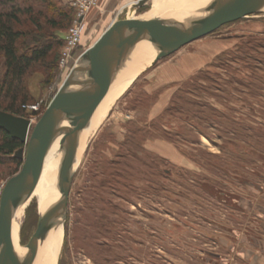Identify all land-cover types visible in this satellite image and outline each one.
Returning a JSON list of instances; mask_svg holds the SVG:
<instances>
[{"label": "rangeland", "instance_id": "1", "mask_svg": "<svg viewBox=\"0 0 264 264\" xmlns=\"http://www.w3.org/2000/svg\"><path fill=\"white\" fill-rule=\"evenodd\" d=\"M138 1L98 0L87 12L73 58L108 26L148 12L150 3L136 6ZM52 2L66 7L70 25L75 10L65 0ZM33 3L49 13L40 0ZM259 14L222 24L168 55L173 62L188 53L212 58L185 80L155 86V70L140 73L108 105L74 169L57 264H246L245 249L260 252L261 264L264 15ZM33 17L41 30L28 17L20 24L29 42L64 35L40 13ZM57 52L24 76L29 101L20 105V115L31 120L29 132L72 66L70 61L61 66V48ZM161 146L185 154L186 165L159 154ZM20 166L1 154L0 182ZM35 202L20 221V257L36 252L35 244L24 247L39 220Z\"/></svg>", "mask_w": 264, "mask_h": 264}, {"label": "water", "instance_id": "2", "mask_svg": "<svg viewBox=\"0 0 264 264\" xmlns=\"http://www.w3.org/2000/svg\"><path fill=\"white\" fill-rule=\"evenodd\" d=\"M145 2L139 0L135 5ZM263 9L264 0H210L181 21L151 18L116 22L77 56L31 132L29 118L0 110V129L25 143L14 151L22 159L19 170L0 182V264H15L16 258L22 259L10 249L9 225L38 167L55 143L60 157L58 195L39 214L37 227L24 247L29 250L37 242L41 221L45 229L54 227L60 218L65 224L80 135L100 95L126 67L135 65L142 73L184 44ZM143 43L148 44L150 52L138 50Z\"/></svg>", "mask_w": 264, "mask_h": 264}, {"label": "bare ground", "instance_id": "3", "mask_svg": "<svg viewBox=\"0 0 264 264\" xmlns=\"http://www.w3.org/2000/svg\"><path fill=\"white\" fill-rule=\"evenodd\" d=\"M208 1L210 0H162V2L161 0H146L145 3H150L151 8L148 12L143 14L140 19L161 18L181 21L188 16L195 14ZM257 13H261L259 15H264V9ZM138 50L150 52V47L148 44L143 43L138 46ZM138 74H140L139 67L135 65L126 67L125 70L116 77L100 95L94 106L89 123L80 135L74 168L77 166L81 158L88 138L104 120L108 111V105L117 97H120L129 88ZM56 145L57 144L55 143L52 146L45 159L38 167L30 185L12 216L8 229V239L11 251L16 252L17 254L19 253L18 233L20 221L32 199L36 201L37 214L39 215L58 195L56 180L60 167V157L56 152ZM41 224L42 228L38 233L39 236L35 243L36 252L32 256L22 257L23 260L16 258L15 264H57V256L63 237V220L60 218L58 223L50 229H45V227H43V221H41ZM44 233L45 235L41 238V235Z\"/></svg>", "mask_w": 264, "mask_h": 264}, {"label": "trees", "instance_id": "4", "mask_svg": "<svg viewBox=\"0 0 264 264\" xmlns=\"http://www.w3.org/2000/svg\"><path fill=\"white\" fill-rule=\"evenodd\" d=\"M40 1L49 13L47 10H35L34 0H0V110L15 115L22 114L24 108L20 105L29 101L23 84L24 76L35 64L44 63L50 53L55 50L58 53L64 41L63 36L50 34L46 41L36 37L29 42V32L20 27L22 19L31 18L35 28L41 30L40 22L33 17L38 12L48 27L65 31L71 20L65 6H57L52 0ZM76 52L77 49L74 54ZM22 145L18 139L0 129V155L8 156L17 166L21 164V158L15 156L14 151Z\"/></svg>", "mask_w": 264, "mask_h": 264}, {"label": "crops", "instance_id": "5", "mask_svg": "<svg viewBox=\"0 0 264 264\" xmlns=\"http://www.w3.org/2000/svg\"><path fill=\"white\" fill-rule=\"evenodd\" d=\"M206 47H209L208 44L206 45ZM209 53H212V51H210ZM172 57L173 56H166L160 59L154 65H152L150 68H148L142 73L144 74L147 71L151 72L155 70L154 73L155 86H157V83H161L163 81L174 83L185 80L191 73H193L195 70H198L201 67H204V65L207 64V62L212 59L208 57L206 54L203 56H199L196 54L188 53L186 55H183L181 58H177L176 61L173 62L172 60L174 58ZM161 147H162L161 150L158 152L159 154H161L165 158H168L169 160H171V162L177 165H181V166L186 165V160L188 158L186 157L185 154L183 155L181 153H177L176 151L173 152L174 149L167 146L165 147L161 146ZM245 251H247L246 252L247 254L245 256L246 264H257L259 262V259L262 258L261 257L262 254L257 250L245 249ZM262 263L264 264L263 259L261 264ZM231 264H233V262H231Z\"/></svg>", "mask_w": 264, "mask_h": 264}, {"label": "built area", "instance_id": "6", "mask_svg": "<svg viewBox=\"0 0 264 264\" xmlns=\"http://www.w3.org/2000/svg\"><path fill=\"white\" fill-rule=\"evenodd\" d=\"M74 10L75 16L63 35V44L60 52V65L66 66L70 61L72 64L77 57L73 58L74 50L78 46L84 28L87 12L96 5L97 0H65ZM26 107L25 105H22ZM31 108L36 109L35 106Z\"/></svg>", "mask_w": 264, "mask_h": 264}]
</instances>
